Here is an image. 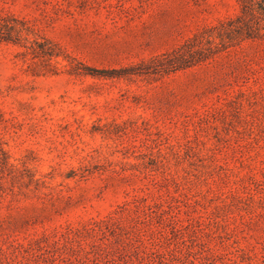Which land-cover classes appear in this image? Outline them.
<instances>
[{"label":"rangeland","instance_id":"1","mask_svg":"<svg viewBox=\"0 0 264 264\" xmlns=\"http://www.w3.org/2000/svg\"><path fill=\"white\" fill-rule=\"evenodd\" d=\"M238 10L0 0V264H264V38L151 61Z\"/></svg>","mask_w":264,"mask_h":264},{"label":"trees","instance_id":"2","mask_svg":"<svg viewBox=\"0 0 264 264\" xmlns=\"http://www.w3.org/2000/svg\"><path fill=\"white\" fill-rule=\"evenodd\" d=\"M237 3L239 10L235 15L226 16L215 24L206 25L179 46L154 55L151 61L157 63L156 69L169 73L187 68L213 58L231 47L241 45L244 41L263 39L264 0H237ZM27 30L24 18H19L11 12H0V48L6 43L23 45L24 32ZM34 43L41 48L47 43L51 44L52 41L47 38H43L42 41L35 38ZM32 50L35 56L40 55L36 53L34 47ZM48 54L55 55L54 51Z\"/></svg>","mask_w":264,"mask_h":264}]
</instances>
